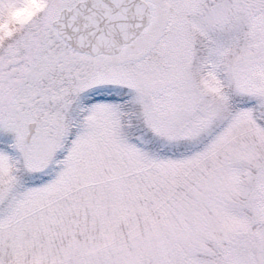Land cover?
I'll list each match as a JSON object with an SVG mask.
<instances>
[{
	"label": "snow or ice",
	"instance_id": "6c2138e0",
	"mask_svg": "<svg viewBox=\"0 0 264 264\" xmlns=\"http://www.w3.org/2000/svg\"><path fill=\"white\" fill-rule=\"evenodd\" d=\"M0 264H264V0H0Z\"/></svg>",
	"mask_w": 264,
	"mask_h": 264
}]
</instances>
